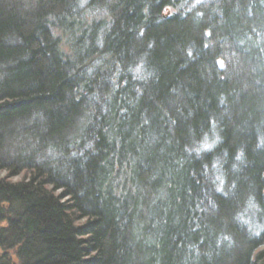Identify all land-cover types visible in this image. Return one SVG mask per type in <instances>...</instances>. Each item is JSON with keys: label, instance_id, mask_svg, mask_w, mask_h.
Wrapping results in <instances>:
<instances>
[{"label": "trees", "instance_id": "1", "mask_svg": "<svg viewBox=\"0 0 264 264\" xmlns=\"http://www.w3.org/2000/svg\"><path fill=\"white\" fill-rule=\"evenodd\" d=\"M0 172V264H264V0H0Z\"/></svg>", "mask_w": 264, "mask_h": 264}, {"label": "rangeland", "instance_id": "2", "mask_svg": "<svg viewBox=\"0 0 264 264\" xmlns=\"http://www.w3.org/2000/svg\"><path fill=\"white\" fill-rule=\"evenodd\" d=\"M3 175V172H0V176ZM13 181L17 180V178H12ZM83 221H80L79 224H82Z\"/></svg>", "mask_w": 264, "mask_h": 264}, {"label": "clouds", "instance_id": "3", "mask_svg": "<svg viewBox=\"0 0 264 264\" xmlns=\"http://www.w3.org/2000/svg\"><path fill=\"white\" fill-rule=\"evenodd\" d=\"M206 147L208 146V145H205Z\"/></svg>", "mask_w": 264, "mask_h": 264}]
</instances>
